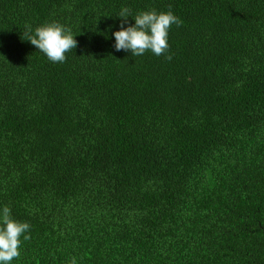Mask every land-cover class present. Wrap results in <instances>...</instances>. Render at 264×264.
<instances>
[{
    "label": "trees",
    "instance_id": "obj_1",
    "mask_svg": "<svg viewBox=\"0 0 264 264\" xmlns=\"http://www.w3.org/2000/svg\"><path fill=\"white\" fill-rule=\"evenodd\" d=\"M122 8L183 21L171 60L116 51ZM4 206L11 264H264V0H0Z\"/></svg>",
    "mask_w": 264,
    "mask_h": 264
},
{
    "label": "clouds",
    "instance_id": "obj_2",
    "mask_svg": "<svg viewBox=\"0 0 264 264\" xmlns=\"http://www.w3.org/2000/svg\"><path fill=\"white\" fill-rule=\"evenodd\" d=\"M118 16L122 18V23L120 30L114 33L116 51L130 50L135 57L150 51L156 56L164 55L166 59H172L169 53V30L173 24L180 26L183 21L171 10L157 12L153 9L132 16L128 8H122ZM129 17L134 18L135 24L124 27ZM26 40L53 63L65 62L66 53L78 46L71 29L59 22L39 26L34 33L29 27ZM29 229V223L17 221L12 217L9 206L0 210V264H11L14 259L19 258L23 241L31 238L25 234ZM68 264H77L76 258L72 257Z\"/></svg>",
    "mask_w": 264,
    "mask_h": 264
}]
</instances>
